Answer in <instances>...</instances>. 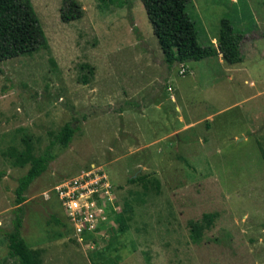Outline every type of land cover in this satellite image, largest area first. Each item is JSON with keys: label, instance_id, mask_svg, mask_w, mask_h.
<instances>
[{"label": "rangeland", "instance_id": "374dc122", "mask_svg": "<svg viewBox=\"0 0 264 264\" xmlns=\"http://www.w3.org/2000/svg\"><path fill=\"white\" fill-rule=\"evenodd\" d=\"M30 1L47 44L0 62V264H20L7 233L30 164L12 150L29 140L41 157L67 124L73 140L26 193L22 236L37 264H264V0H193L200 44L217 46L224 18L243 33L233 66L221 54L169 66L141 0H78L84 16L70 23L64 0ZM95 165L124 227L117 215L82 245L44 194Z\"/></svg>", "mask_w": 264, "mask_h": 264}, {"label": "trees", "instance_id": "16d2710c", "mask_svg": "<svg viewBox=\"0 0 264 264\" xmlns=\"http://www.w3.org/2000/svg\"><path fill=\"white\" fill-rule=\"evenodd\" d=\"M102 7L114 4L131 5V0H98ZM154 33L169 66L189 61H201L221 54L225 63L233 66L243 62L242 43L244 35L237 31L228 18L221 21L218 44L202 45L199 43L198 23L193 11V0H141ZM129 8H131L129 6ZM84 9L78 0H64L61 8V19L70 23L81 19ZM47 44V38L39 18L30 0H0V62L38 51ZM186 72V70H185ZM75 135V128L67 124L56 135V139L41 157H35L34 148L25 140V149L21 152L12 150V155L19 166L30 164L25 175L18 180L16 204L18 215L13 229L7 233L9 256L20 264H37L33 254L27 248L22 236L23 223L26 217V193L30 186L48 169L53 160L52 149L56 144L68 146ZM3 172L0 170V178ZM141 175L132 178V183L146 182ZM57 222L61 219L55 216ZM124 215L119 214L117 223L123 228Z\"/></svg>", "mask_w": 264, "mask_h": 264}, {"label": "built area", "instance_id": "2783aa9c", "mask_svg": "<svg viewBox=\"0 0 264 264\" xmlns=\"http://www.w3.org/2000/svg\"><path fill=\"white\" fill-rule=\"evenodd\" d=\"M184 73L182 69L180 74ZM52 194L61 202L73 236L82 245L90 236L104 235L120 214L114 186L96 165L57 184L44 194L45 200H51Z\"/></svg>", "mask_w": 264, "mask_h": 264}, {"label": "crops", "instance_id": "0c3cea01", "mask_svg": "<svg viewBox=\"0 0 264 264\" xmlns=\"http://www.w3.org/2000/svg\"><path fill=\"white\" fill-rule=\"evenodd\" d=\"M215 46H216V45H215ZM123 115H124V113H123ZM175 133H176V132H175ZM138 135H140V133H139ZM142 141L144 142L145 140L141 138V140H139V144H138V143H136V144H138V146L146 147L145 149H148V144H144V143H142ZM132 144H133V143H132ZM132 144H131V146H132ZM128 146H130V144H129ZM131 148H132V147H131ZM33 257L35 258L34 254H33Z\"/></svg>", "mask_w": 264, "mask_h": 264}]
</instances>
